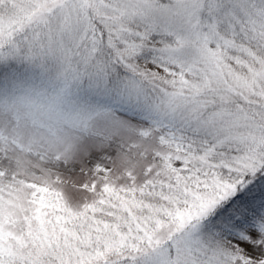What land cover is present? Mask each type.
I'll use <instances>...</instances> for the list:
<instances>
[{"label":"snow or ice","instance_id":"obj_1","mask_svg":"<svg viewBox=\"0 0 264 264\" xmlns=\"http://www.w3.org/2000/svg\"><path fill=\"white\" fill-rule=\"evenodd\" d=\"M0 264H264V0H0Z\"/></svg>","mask_w":264,"mask_h":264}]
</instances>
